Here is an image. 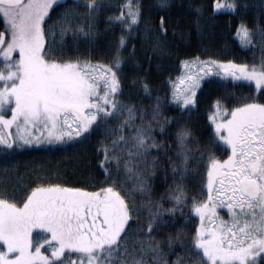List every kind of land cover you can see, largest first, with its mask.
Returning a JSON list of instances; mask_svg holds the SVG:
<instances>
[{
	"label": "snow or ice",
	"instance_id": "snow-or-ice-1",
	"mask_svg": "<svg viewBox=\"0 0 264 264\" xmlns=\"http://www.w3.org/2000/svg\"><path fill=\"white\" fill-rule=\"evenodd\" d=\"M61 2L0 0V151L63 143L110 119L119 123L108 129L112 139L101 141L97 149L104 175L99 186L37 184L20 200L0 194V264H264V102L253 97L229 106L227 97L217 98L207 115V143L201 147L191 128L181 124L172 134V148L153 135L154 127L164 135L165 125L172 122L170 117L159 119L160 97L147 121L143 109L118 99L125 35L108 62L66 55L64 37L91 35L99 3L75 0L57 23L48 25L50 10ZM168 2L159 0L161 10ZM79 7L86 11L77 12ZM211 7L213 12H235L239 4L213 0ZM140 17L139 0H124L110 19L130 33ZM167 23L160 16L154 49L162 47L159 37L167 35ZM235 35L244 44L256 36L264 47V26L250 29L242 19ZM180 64L187 71L169 83L170 99L182 111L194 108L201 80L213 74L250 81L264 94V60L250 66L196 56ZM141 86L149 92L143 79ZM153 149L174 153L167 164L180 182L169 187V207L152 200L145 177L160 163ZM216 150L226 155L218 157ZM190 163L202 166L200 191L191 197L183 183ZM128 181L130 187L125 186ZM224 209L227 218L221 215ZM177 211L184 223H193L192 231L177 227L175 234L154 235L171 222L165 213L174 217ZM145 213L146 221L135 223Z\"/></svg>",
	"mask_w": 264,
	"mask_h": 264
},
{
	"label": "trees",
	"instance_id": "trees-1",
	"mask_svg": "<svg viewBox=\"0 0 264 264\" xmlns=\"http://www.w3.org/2000/svg\"><path fill=\"white\" fill-rule=\"evenodd\" d=\"M74 2L75 0H66L61 2L59 7L54 6V10H50L51 18L47 20V24L57 23L64 9ZM83 2L84 0H79L80 4ZM212 2L213 0H169L168 6L161 10L159 0H139L140 22L129 33L127 30L122 31V25L118 21L110 19L119 14L124 0H98L99 7L94 11L92 18L91 35H81L74 39L71 33L67 34L64 37L66 55L108 62L116 52L120 36L125 35L124 45L120 48L121 92L118 99L125 104L134 105L137 109H143L144 119L147 121L151 116L152 106L156 104V97H160L159 119L162 121L165 117H170L172 122L165 125L164 135H161L159 127H154L153 135L156 139L175 148L172 134L178 125L185 124L191 128L193 137L203 147L210 132L207 115L212 110L214 100L227 97L229 106L247 102L253 97L257 98L258 102H264V94L253 84L216 75L201 82L196 93V105L190 112L182 111L170 99L169 80H174L181 74L182 59L196 56L201 60L208 57L217 60L231 59L250 66H259L264 60V47L256 36L252 37L251 44H244L235 35L236 25L242 19L250 29L264 26V0H237L239 7L235 12H213ZM85 11L83 7L77 8V12L81 14ZM160 16L168 20V31L166 36L159 37L162 47L154 49L152 42L157 35L156 25ZM141 79L150 85L149 92L143 90ZM118 123L119 120L110 119L106 125L93 126L86 133H82L81 137L54 146L0 151V194L20 200L37 184L60 183L89 188L99 186L104 180V175L98 166L102 153L98 154L97 149L100 148L101 141L107 143L112 139L108 129ZM136 123H141L139 115L136 117ZM152 153L160 157V163L154 171L145 173L152 189L151 197L153 201L159 200L164 207H169V187L180 182L179 175L174 177L167 164V156L174 153L168 152L165 155L163 150L158 149H153ZM216 155L223 158L226 153L216 150ZM120 163L122 174L123 159ZM115 164L113 161L111 166L114 167ZM188 167L189 172L183 178V183L188 196L191 197L200 191L202 166L190 163ZM131 183L132 181H128L125 186L130 187ZM137 203L140 201L137 200ZM164 218L171 222L154 233L157 237H162L168 232L175 234L177 227H183L186 232L193 229V223H184L179 211L174 217L165 213ZM146 219L145 213L135 223H144ZM162 247L166 249L167 246L165 244ZM174 248L176 253L181 252L178 246L174 245ZM174 255L175 253L168 255V259H173Z\"/></svg>",
	"mask_w": 264,
	"mask_h": 264
},
{
	"label": "rangeland",
	"instance_id": "rangeland-1",
	"mask_svg": "<svg viewBox=\"0 0 264 264\" xmlns=\"http://www.w3.org/2000/svg\"><path fill=\"white\" fill-rule=\"evenodd\" d=\"M62 1H64V0H62ZM221 10H229V9H221ZM236 63V62H235ZM187 71V69H183L182 70V72H186ZM213 75H215V74H213ZM213 75H211V76H213ZM207 77H210V76H207ZM207 77H204L202 80H201V82L205 79V78H207ZM227 78H230V79H232L231 77H227ZM233 80V79H232ZM234 81H240V82H247V83H250V84H252V82H250V81H245V80H234ZM201 84V83H200ZM254 85V84H253ZM255 86V85H254ZM198 90V89H197ZM10 114V113H9ZM62 142H56V143H49V142H42L41 144H33V145H26V146H24V147H21V148H17V149H24V148H35V147H48V146H54V145H58V144H61ZM0 147H3V146H0ZM226 209H224V210H221V215H223V216H225V218H227V216H226Z\"/></svg>",
	"mask_w": 264,
	"mask_h": 264
},
{
	"label": "flooded vegetation",
	"instance_id": "flooded-vegetation-1",
	"mask_svg": "<svg viewBox=\"0 0 264 264\" xmlns=\"http://www.w3.org/2000/svg\"><path fill=\"white\" fill-rule=\"evenodd\" d=\"M64 1H66V0H64ZM64 1H62V2H64Z\"/></svg>",
	"mask_w": 264,
	"mask_h": 264
}]
</instances>
